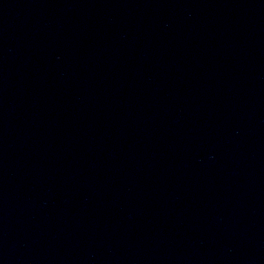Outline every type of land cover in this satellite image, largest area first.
<instances>
[{
	"label": "water",
	"instance_id": "water-1",
	"mask_svg": "<svg viewBox=\"0 0 264 264\" xmlns=\"http://www.w3.org/2000/svg\"><path fill=\"white\" fill-rule=\"evenodd\" d=\"M0 264H264V0H0Z\"/></svg>",
	"mask_w": 264,
	"mask_h": 264
}]
</instances>
